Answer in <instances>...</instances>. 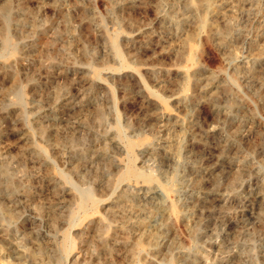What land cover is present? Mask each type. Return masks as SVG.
I'll return each mask as SVG.
<instances>
[{
    "label": "rangeland",
    "instance_id": "1",
    "mask_svg": "<svg viewBox=\"0 0 264 264\" xmlns=\"http://www.w3.org/2000/svg\"><path fill=\"white\" fill-rule=\"evenodd\" d=\"M0 264H264V0H0Z\"/></svg>",
    "mask_w": 264,
    "mask_h": 264
},
{
    "label": "bare ground",
    "instance_id": "2",
    "mask_svg": "<svg viewBox=\"0 0 264 264\" xmlns=\"http://www.w3.org/2000/svg\"><path fill=\"white\" fill-rule=\"evenodd\" d=\"M192 3V2H191ZM198 14V13H197ZM112 41V40H111ZM113 41H114V39H113ZM113 47V46H112ZM189 50V49H188ZM195 50V49H194ZM191 60V59H190ZM192 61V60H191ZM98 72V71H97ZM96 75H99V74H96ZM104 79V78H103ZM89 82V81H88ZM214 85V84H213ZM213 88V87H212ZM223 90V89H222ZM210 91V90H209ZM164 111H166V110H164ZM163 111V112H164ZM24 137V136H23ZM21 139V138H20ZM34 140V139H33ZM27 141V140H26ZM25 142V141H24ZM135 145V143L134 142H132V141H128V149H127V151H129V149L131 150L133 147H135L134 146ZM131 152V151H130ZM129 163V162H128ZM125 167V166H124ZM56 172V171H55ZM61 174V173H60ZM123 174H126V175H132V176H134V178L135 177H137V178H139L140 176L142 177V179L143 180H145V181H154L155 182V178L153 177V176H146V175H141L140 173H139V171L138 170H136L133 166H131V165H129L128 164V166L125 168V171H123V173H122V176H123ZM119 176V175H118ZM121 176V177H122ZM124 177V176H123ZM118 178V177H117ZM118 180V179H117ZM118 181H121V180H118ZM119 183V182H118ZM123 183V182H122ZM129 184V183H128ZM116 185V184H115ZM161 186H163V185H161ZM73 189H75V187H73ZM163 190H165V191H168L169 190V188L167 187V186H163ZM72 193H74V192H72ZM79 196V203H78V206L80 207L81 206V204H82V202L84 201V200H88V201H92V202H96L95 200H94V197H93V195H92V193H91V191L90 190H85V191H83V192H80L79 194H78ZM138 199V198H137ZM99 202V201H98ZM97 202V203H98ZM92 204V203H91ZM94 205H95V203H94ZM174 206V205H173ZM81 207H83V206H81ZM173 208V207H172ZM79 211V210H78ZM112 212V211H111ZM113 213V212H112ZM74 216V215H73ZM85 219V218H84ZM99 221V220H98ZM77 223V222H76ZM98 230V229H97ZM66 235V234H65ZM106 235V234H105ZM66 238H67V236H66ZM67 240V239H66ZM66 240H65V242H66ZM65 242H63V244L65 245ZM69 243H70V240H69ZM67 244V243H66ZM67 247H71L70 246V244L69 245H67ZM64 248V247H63ZM40 249V248H39ZM71 249H73V248H71ZM41 250V249H40ZM69 250V249H68ZM67 250V251H68ZM36 253V252H35ZM66 253V252H65ZM70 253V252H69ZM67 255H68V253H67ZM63 258V257H62Z\"/></svg>",
    "mask_w": 264,
    "mask_h": 264
}]
</instances>
